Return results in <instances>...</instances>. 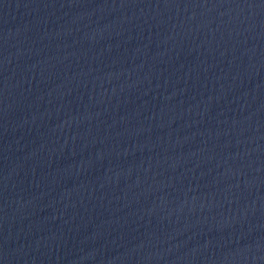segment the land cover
<instances>
[{"label": "water", "instance_id": "1", "mask_svg": "<svg viewBox=\"0 0 264 264\" xmlns=\"http://www.w3.org/2000/svg\"><path fill=\"white\" fill-rule=\"evenodd\" d=\"M0 264H264V0H0Z\"/></svg>", "mask_w": 264, "mask_h": 264}]
</instances>
